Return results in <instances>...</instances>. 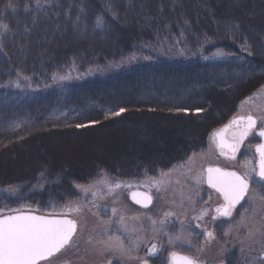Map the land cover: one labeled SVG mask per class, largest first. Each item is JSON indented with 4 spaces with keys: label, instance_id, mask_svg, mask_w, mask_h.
<instances>
[{
    "label": "trees",
    "instance_id": "trees-1",
    "mask_svg": "<svg viewBox=\"0 0 264 264\" xmlns=\"http://www.w3.org/2000/svg\"><path fill=\"white\" fill-rule=\"evenodd\" d=\"M172 48L184 58L168 59ZM216 51L227 59L201 60ZM263 82L264 0H0V190L27 171L86 185L187 156L186 138L204 140L217 112ZM128 126L179 137L73 164L59 154L70 138Z\"/></svg>",
    "mask_w": 264,
    "mask_h": 264
},
{
    "label": "rangeland",
    "instance_id": "rangeland-1",
    "mask_svg": "<svg viewBox=\"0 0 264 264\" xmlns=\"http://www.w3.org/2000/svg\"><path fill=\"white\" fill-rule=\"evenodd\" d=\"M168 53V59L184 58L180 49L172 48ZM223 59H227L226 55L216 51L201 60ZM87 78V75H64L57 80L68 82ZM222 111V115L217 112L209 121L204 140L194 142L186 138V142L189 141L188 148L184 149L186 153L189 151L187 156L159 160L150 171L144 168H130L126 173L111 170L86 185H76L63 172L52 179L36 171L22 173L11 182L10 190H0V215L34 211L46 215H68L75 219L77 230L70 243L52 258V264H123L126 254H131L132 258L140 253L151 254L149 251L153 245L179 250L180 247L188 249L191 244L214 251L224 247L230 264L241 263V251L244 264H262L252 257L264 253V189L260 181L255 180L256 140L252 133H248L251 139L245 141L238 161L229 162L215 156L214 134L228 119L248 114L256 118L258 127L264 128V82L263 90L245 98L238 106ZM170 128L162 126L157 134H151L143 127H138L136 132L128 126L124 132L110 130L92 134L85 142L70 138L65 147H59V154L73 164L74 155L85 158L87 155H100V150H104V154H120L123 148L122 151L137 154L142 147L161 149L168 145L165 138L174 140L179 137ZM161 135L163 137L160 138ZM139 162L136 158L133 165L137 166ZM214 163L235 164L238 171L251 180L245 203L216 224L207 221L215 200L214 194L211 197L212 193L204 186V167ZM116 184L120 187H115ZM136 188L152 195L153 204L147 210L141 211L130 202L129 194ZM76 208L79 211L72 210ZM202 212L205 213L203 216ZM208 233L223 241L205 243L203 237ZM109 238L123 241L125 251L108 247L104 241Z\"/></svg>",
    "mask_w": 264,
    "mask_h": 264
},
{
    "label": "snow or ice",
    "instance_id": "snow-or-ice-1",
    "mask_svg": "<svg viewBox=\"0 0 264 264\" xmlns=\"http://www.w3.org/2000/svg\"><path fill=\"white\" fill-rule=\"evenodd\" d=\"M97 23L99 24V20ZM2 27L6 29L7 25ZM120 111L122 112L124 109ZM115 114L119 115L120 113ZM236 123L238 122L234 120L233 124ZM255 125L256 121L251 116L247 117L246 126L235 135L233 142L227 145L233 154ZM216 135H220V133ZM259 135L264 136V131H261ZM220 147L223 149L224 145L221 144ZM257 151L261 157L260 169L257 175L261 181H264V145L258 146ZM207 171L209 186L220 192L225 201L223 208L216 209L217 213L230 216L232 209L248 193V180L234 172L226 173L218 168H208ZM115 187H120V185L116 184ZM111 190L112 187L110 186L109 191ZM146 199L150 201V198ZM137 203H140V201H137ZM72 210L79 211V208ZM204 214L202 212L201 216ZM120 219L123 221L122 216ZM75 231L76 223L69 219H48L43 216L26 214L0 218V264H40V261L60 253L70 243ZM208 237L214 238L212 233H208ZM104 243L108 247H114L121 252L125 251L124 243L119 238H109ZM155 250L156 246L153 245L152 251L155 252ZM171 261L172 264H199L192 257L178 256L176 253H172ZM145 264H147L146 261Z\"/></svg>",
    "mask_w": 264,
    "mask_h": 264
},
{
    "label": "flooded vegetation",
    "instance_id": "flooded-vegetation-1",
    "mask_svg": "<svg viewBox=\"0 0 264 264\" xmlns=\"http://www.w3.org/2000/svg\"><path fill=\"white\" fill-rule=\"evenodd\" d=\"M239 118H245V116H237V117H234L233 119H228L226 122H224L220 128L215 132V134L219 131H221L222 129H224L225 127H227V130H226V134H225V140H224V144L227 146L229 144H231L234 140V137L235 135L241 131L245 126H246V123L243 121V120H240ZM237 121L238 123L236 124H233V121ZM261 129V127H258V124L256 123V128L254 129H251L249 131V134L252 133V136H254L255 140H256V144L254 145V149L257 145H259L261 143V139L258 137L257 135V132ZM214 134V135H215ZM249 139H251V137L247 136L243 139L242 143H240L239 145V148L235 151V153L233 154L232 151L230 150V148L227 147V149H221V148H217L215 147V150H216V153H215V156L219 159V160H222V161H229V162H234V161H238L237 159L239 158V154L241 153V150L243 148V146L245 145V141ZM223 152V154H222ZM255 152V150H254ZM256 158H255V168H256V174H255V180H258L260 181V183L262 184L263 186V189H264V181H261L259 176H257V154L255 155ZM208 167H219L223 170H226V171H235V172H238V173H241L238 171V169L236 168V165L233 164V165H224V164H217V163H214V164H208L204 167V186L206 187V189H208L210 191L211 194V197L213 195V200L214 201V204H213V211L212 213L209 215V217L207 218V221H209L210 223H214L216 224L217 221H221L223 218H225L226 216L224 215H221V214H218L216 209L218 208H223L224 204H225V201H224V198L223 196L217 192L216 190L212 189L211 187L207 186L206 184V181H205V172H206V169ZM245 178L248 180L249 182V189H248V193L251 189V180L248 179L246 176ZM133 190H143V189H133ZM132 190V191H133ZM206 193L209 195L210 193L208 191H206ZM248 193L246 194V196L244 197L243 200L240 201L239 204H237L235 206L234 209H232V212L237 210L242 204L245 203V201L247 200V196H248ZM152 196V195H151ZM130 197V195H129ZM153 199V197H152ZM153 204V203H152ZM134 205L135 207L139 208L141 211H144V210H147L148 208H142L138 205H135V204H132ZM75 220V219H74ZM76 221V220H75ZM78 228V222L76 221V230ZM212 232V231H211ZM212 236L214 237V234L212 233ZM203 241L205 243H213V242H217V241H223V239L221 240H216L215 238H209L208 237V234H205V236L203 237ZM226 243V242H225ZM151 249H152V246H151ZM179 250H176V249H171V250H166L163 245L158 248V245L156 246V250L155 252H153L152 250L149 251V253L151 254H137L135 256V258H132V255L131 254H126L125 256H123V261L121 263L123 264H145V261L147 262V264H172V261H171V256H172V253H176V254H182L184 256H188V257H192L194 259H196L199 264H230L231 261H229V259L227 258L226 256V250H224V247L221 246V249L219 250H212V249H199L198 246H195L194 244H191L189 245V248L188 249H185V248H178ZM244 251V250H243ZM264 252V251H263ZM59 254V253H58ZM58 254L50 257L49 259H47L46 261H44L45 263H48L52 261V258L53 257H56ZM241 263L240 264H244V254L243 252L241 251ZM222 257H224L222 259ZM254 257L256 260L258 261H261L262 264H264V253L260 254L259 257L257 255L255 256H252ZM227 260V261H226ZM52 264V263H51Z\"/></svg>",
    "mask_w": 264,
    "mask_h": 264
},
{
    "label": "water",
    "instance_id": "water-1",
    "mask_svg": "<svg viewBox=\"0 0 264 264\" xmlns=\"http://www.w3.org/2000/svg\"><path fill=\"white\" fill-rule=\"evenodd\" d=\"M252 119H254L253 117H252ZM242 120H244V122L246 123V121H247V118H245V119H242ZM255 120V119H254ZM223 130V131H222ZM220 132H218V133H220V135H215V138H216V142H217V147H219V148H221L220 147V145L221 144H223L224 145V147H223V149H227V146L224 144V140H225V134H226V130H227V127H225L224 129H222ZM261 131H264V129H262ZM261 131H259L258 132V136H259V138L261 139V143L258 145V146H260V145H264V136H261V135H259V133L261 132ZM257 146V147H258ZM257 147L255 148V152H256V154H257V167H258V172H259V169H260V160H261V157H260V153L257 151ZM222 149V148H221ZM208 168H218V169H220L222 172H233V171H225V170H223V169H221V168H219V167H208ZM208 168L206 169V174H205V181H206V184H207V186H209V184H208V182H207V180H208ZM257 172V173H258ZM234 173H236V172H234ZM238 176H241L242 177V175H240L239 173H236ZM210 187V186H209ZM211 188H213V187H211ZM213 189H215V188H213ZM216 190V189H215ZM217 191V190H216ZM218 192V191H217ZM220 193V192H219ZM135 197V198H134ZM146 198H150V201L148 200V199H146ZM130 201L131 202H133L134 204H137V205H139V206H141V207H143V208H147V207H149L150 205H151V203H152V198H151V196L147 193V192H145V191H142V190H134V191H132L131 193H130ZM137 201H140V203H137ZM146 205V206H145ZM18 214H26V215H36V216H43V217H46V218H48V219H69V220H72L71 218H69V217H66V216H48V215H43V214H37V213H35V212H26V211H23V212H15V213H12V214H8V215H6V216H1L0 218H4V217H7V216H10V215H18ZM74 221V220H73ZM75 222V221H74ZM178 256H184V255H182V254H177ZM43 261V260H42Z\"/></svg>",
    "mask_w": 264,
    "mask_h": 264
},
{
    "label": "bare ground",
    "instance_id": "bare-ground-1",
    "mask_svg": "<svg viewBox=\"0 0 264 264\" xmlns=\"http://www.w3.org/2000/svg\"><path fill=\"white\" fill-rule=\"evenodd\" d=\"M222 112H223V111L219 112L218 115H222ZM246 116L249 117L250 115L248 114V115H246Z\"/></svg>",
    "mask_w": 264,
    "mask_h": 264
}]
</instances>
